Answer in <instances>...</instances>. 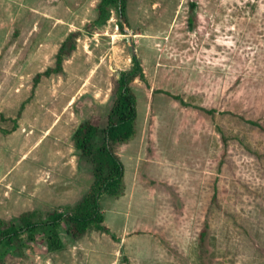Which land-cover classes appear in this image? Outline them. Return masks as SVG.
I'll use <instances>...</instances> for the list:
<instances>
[{"label":"rangeland","instance_id":"1","mask_svg":"<svg viewBox=\"0 0 264 264\" xmlns=\"http://www.w3.org/2000/svg\"><path fill=\"white\" fill-rule=\"evenodd\" d=\"M99 2L0 0V222L82 197L92 166L72 134L106 123L135 54L126 189L101 197L115 237L63 229V249L39 235L1 264H264V0H126L96 24ZM71 32L63 71L35 85Z\"/></svg>","mask_w":264,"mask_h":264},{"label":"trees","instance_id":"2","mask_svg":"<svg viewBox=\"0 0 264 264\" xmlns=\"http://www.w3.org/2000/svg\"><path fill=\"white\" fill-rule=\"evenodd\" d=\"M126 3V0H100L95 23L107 21L112 9L124 19ZM194 5L191 2L192 8ZM189 18L192 20L191 17ZM117 25L124 32V22L121 19ZM77 35L76 32H71L66 37L56 54L55 66L38 73L34 81L35 85L42 75L49 76L63 71L64 59L75 49ZM132 62L130 69L119 72L118 85L106 123L101 126L92 119L85 118L72 134L75 149L81 156L87 158L92 166L93 181L90 187L76 203L64 206V209L55 208L44 216L37 211H26L9 221L0 222V264L3 248L13 246L16 250H22L36 241L39 235L46 242L49 251L63 249L65 242L60 235L63 229L74 240L92 230L115 237L104 223L105 214L101 197L106 195L119 198L125 192V167L115 147L135 137L137 100L130 85L137 77L144 79L141 61L135 54L132 55ZM23 107L24 104L19 115ZM249 122L251 123V120ZM4 132L9 133L7 130Z\"/></svg>","mask_w":264,"mask_h":264},{"label":"crops","instance_id":"3","mask_svg":"<svg viewBox=\"0 0 264 264\" xmlns=\"http://www.w3.org/2000/svg\"><path fill=\"white\" fill-rule=\"evenodd\" d=\"M124 175H125V172H124ZM124 181H125V177H124ZM125 189H126V187H125ZM125 193V192H124Z\"/></svg>","mask_w":264,"mask_h":264},{"label":"water","instance_id":"4","mask_svg":"<svg viewBox=\"0 0 264 264\" xmlns=\"http://www.w3.org/2000/svg\"><path fill=\"white\" fill-rule=\"evenodd\" d=\"M134 50V49H133ZM118 76H119V73H118Z\"/></svg>","mask_w":264,"mask_h":264}]
</instances>
